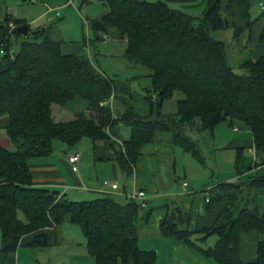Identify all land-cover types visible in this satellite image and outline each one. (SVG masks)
<instances>
[{
	"label": "trees",
	"instance_id": "trees-1",
	"mask_svg": "<svg viewBox=\"0 0 264 264\" xmlns=\"http://www.w3.org/2000/svg\"><path fill=\"white\" fill-rule=\"evenodd\" d=\"M98 1L108 10L89 21L96 40L103 39V34L124 40L126 60L150 71L152 85L146 93L150 114L129 110L115 116L108 100L116 78L98 69L90 56L63 53V42L52 37L49 28L23 36L16 28L10 32V16L0 21V45L5 44L7 51L12 34L23 38L13 56L6 53V67L0 71V116H9L6 131L15 146L11 151L0 144V251L14 252L21 243L49 246L47 230L69 222L81 227L95 264H157V251L139 245L144 208L139 200L127 196L121 202L111 195L70 199L35 186L31 163L50 155L56 139L73 146L89 137L94 144H109L112 157L132 176L144 147L159 134H170L169 142L203 161L199 144L187 129L202 133L228 122L249 127L256 154L262 156L254 166L264 164V54L243 59L239 72L230 62L228 43L212 35L231 29L240 41L257 18L252 15V0H206L200 16L165 0ZM178 90L185 97L178 99L176 112L164 113L165 101ZM75 97L88 101L87 111L67 118L54 114ZM121 126L129 127L130 135L118 147L110 142L111 130ZM238 152L237 162L241 149ZM260 189H264V175L252 177L247 186L221 181L204 190L206 213L221 199L226 202L211 225L196 231L189 227L192 200L185 203L179 196L171 205L165 204L167 213L158 232L219 264H264V240L258 241L254 259L244 262L240 252L243 234L264 232ZM196 233L201 235L195 238ZM211 235L217 236L213 245L198 242Z\"/></svg>",
	"mask_w": 264,
	"mask_h": 264
},
{
	"label": "rangeland",
	"instance_id": "rangeland-1",
	"mask_svg": "<svg viewBox=\"0 0 264 264\" xmlns=\"http://www.w3.org/2000/svg\"><path fill=\"white\" fill-rule=\"evenodd\" d=\"M107 10L108 7L98 0H0V21H4L7 16H10L13 19L10 23H14L16 20H22L24 24L29 26L30 31H35L38 28H49L50 35L58 40L64 41L63 44L65 47H79L78 49L80 50H78L79 52L77 53H85L90 56L98 69L107 72L110 76L118 80L122 79L128 81L131 83L133 89L144 92L146 95L147 89L140 88L139 79H150L152 85V79L149 76L150 71L139 65L131 64L126 60L124 57L126 42L122 39L108 37L104 34L103 39L96 40V33L90 26L89 21L101 17ZM251 11L253 18L260 19L261 17V19H263L262 22H264V16L258 5L253 6ZM194 14L201 15L196 12ZM261 19L259 22H261ZM263 31L264 29L262 32ZM112 32H115V30L112 29ZM212 35L228 43L230 62L237 71L242 72L243 70L238 68V64L243 59L252 55L251 31L242 36L240 41L234 38L233 30L231 29L213 31ZM22 39V37L19 36L18 38L16 35L12 34L11 49L15 51L19 50ZM259 42H262L260 37L258 43ZM245 44L247 47H243ZM5 55L6 53H2L0 50V58L3 59ZM184 97L185 94L182 91H175L173 97L165 101L163 112H176L178 99ZM133 101L136 102V107L138 109L143 106L139 103V100L134 99ZM129 102L133 103L131 99ZM116 103L118 104L120 102L116 100ZM236 126L239 127L240 124L237 123ZM125 128L127 130L125 136L129 137L130 128L127 126H125ZM244 128L246 129L247 127ZM186 133L194 141L198 142L203 161L197 159L193 154L185 151L181 146L174 143V152L165 153L156 149L155 144L160 141H168L167 138H169L170 135L159 134L153 143L144 147V157L136 164L137 168L135 167L139 172V181L152 185L151 188L144 186L148 195V204L143 208L141 213L142 217L139 221L141 225L140 239L141 243H146V245L147 241L151 240L153 244L150 243L152 246L147 249H154L157 251L158 264H196L197 262L200 263L201 259L206 257L200 255L196 250L185 243H183L181 247L179 246L175 249L173 238L162 236L159 234L158 229L154 230L150 228L149 225L142 226L143 214L150 211L152 212L153 209L159 207L153 205L152 200H165L164 204L171 205L175 200L180 198L179 196H182V201L185 199V203L192 200L190 208L195 204L194 207L198 208L199 214L205 215L204 190L210 185L222 181L223 178H221V174L232 171L236 169L237 166L239 167L243 157L241 154L239 158L240 161L237 162L239 148L228 149V144L236 134L234 127L228 122L220 123L215 126L213 130H205L202 133L188 128ZM121 134H124L123 131H121ZM91 142V138L84 137L75 145L70 146L56 139L54 140V151L55 153L62 151V149L71 151L73 148H77V146H79L77 150H91ZM250 155L251 153L248 151V147H246L244 157H249ZM118 165L120 167L119 163ZM120 171L121 175H119L118 183H120L121 187H127L130 192L134 191L136 188H141L140 184H136L135 182L136 171L132 176H128L121 167ZM185 182L190 185L186 189L183 187ZM182 193H191L192 196L184 195L183 197ZM116 198L121 202L126 201L125 197ZM91 199L94 198L82 197L75 200ZM164 204L162 205L165 206ZM68 224H71V226H74V228L78 230L72 234L73 236H80L83 241L86 240L79 225H73L69 222ZM200 235V233H196L194 237L196 238ZM261 238H264V234L261 235ZM216 239V235H211L205 241L199 240L198 242L206 247L213 245ZM1 245L2 234L0 231V247ZM65 246L66 244L57 247H38L36 250H39V252H41L40 254L43 255V257H40L41 263H50L51 256L58 257L56 263L61 259H67L69 254L67 253L68 248H65ZM47 255H49L48 258H46ZM243 259H247L246 256H244ZM203 260L208 261L209 259ZM209 261L214 263L211 260Z\"/></svg>",
	"mask_w": 264,
	"mask_h": 264
},
{
	"label": "crops",
	"instance_id": "crops-1",
	"mask_svg": "<svg viewBox=\"0 0 264 264\" xmlns=\"http://www.w3.org/2000/svg\"><path fill=\"white\" fill-rule=\"evenodd\" d=\"M171 6H175V8L183 9L189 13L194 14L199 13L202 14L205 8L206 0H165ZM261 2L264 0H252V7L258 5L260 7L261 13L264 10L261 9ZM172 6V7H173ZM105 9V6H104ZM106 10V9H105ZM106 12V11H105ZM264 16V15H263ZM261 19V17H260ZM257 19L251 29V42H252V57L256 59L260 55L264 54V38L262 42H259L260 34L264 29V22L261 19ZM2 32L0 31V37ZM15 35V34H14ZM107 35V34H104ZM24 36V35H23ZM108 37H112L107 35ZM104 38V37H103ZM64 42V41H62ZM79 47L69 46L65 47L62 44V52L65 54L77 53L79 52ZM92 59V58H91ZM6 67V60L0 58V71ZM102 71V70H101ZM105 74L109 75L107 72L103 71ZM110 76V75H109ZM139 85L141 89H148L151 87L150 79H139ZM130 99L133 103H130ZM139 100V103L142 104V107L139 109L136 107V102L133 100ZM116 100L120 103H116ZM108 102L113 107L114 115L117 116L120 113H124L129 110H133L136 113L141 115H149L150 114V104L146 99V95L144 92L135 90L132 88L131 83L126 80L117 79L114 91L110 96ZM88 101L82 97H75L73 99H69L65 102L62 109H55L54 114H57L60 118H67L71 115H74L79 112L87 111L88 109ZM60 113V114H59ZM9 124V116L3 115L0 116V144L5 148L13 151L15 146L7 134L6 126ZM240 126H234L235 136L228 144V149L230 148H239L241 149V154L243 155L239 167L232 171L225 172L221 174L222 181L233 182L235 184H243L247 186L252 177L258 175H264V164L254 166L255 162L260 164L262 160V156H258L254 147V139L251 130L248 126L243 123H239ZM120 126V125H119ZM244 127H247L246 129ZM123 131L124 134H121ZM126 128L121 126L118 129L111 130V143H115L118 147L122 145V140L126 137L127 134ZM156 149L161 150L162 152H174V144L169 141H160L155 144ZM248 147V151L251 153L249 157H244L245 148ZM77 148H73L71 151H67L66 149H62V151L55 153L53 152L45 158L37 159L32 161L31 170L33 174V184L37 187H44L50 190H56L60 193V195H67L70 199H78V198H95L111 195L114 197H127V193L130 192L127 187H121L120 183H118L119 175H121L120 167L118 162L112 157L113 153L110 149L109 144L98 143L94 144L91 142V150H77ZM80 153L81 158L78 161V170L74 171L72 168V163L69 160L71 154ZM143 154L139 157L138 161L142 159ZM264 158V156H263ZM137 161V163H138ZM137 168V166H136ZM135 168L136 171V184H140L141 188L144 189V186H148L151 188L150 183H144L143 181H139V172ZM105 182H109V184H117L118 188L113 189L111 186L106 185ZM221 182V181H220ZM218 182V183H220ZM218 183H214L210 185L207 189L217 185ZM190 186V185H189ZM137 189V188H136ZM184 195V193H182ZM181 195V194H180ZM96 197V198H97ZM258 200L260 204L264 207V189H260L258 191ZM226 199H221L218 201L210 211H208L205 215L199 214V210L197 207H194L195 204L191 208V219H190V230L196 231L201 229L204 226L211 225L219 213L222 211L225 205ZM165 203V200H152V204L155 206H159L157 209H153L150 216L146 217V213L142 218V226L149 225L152 229H158L162 219L165 217L167 213V207L162 204ZM165 205V204H164ZM74 225V224H73ZM74 226L65 222L58 229L57 228H49L47 231L49 233V242L51 245L46 247H57L66 244L65 248H68V258L61 259L56 263L58 257L51 256V261L48 264H95L94 257L87 251L86 240L80 237H75L72 234L75 231H78ZM66 233V235H65ZM79 233V232H77ZM157 233V232H156ZM264 232L251 231L243 234L240 242V252L241 258L244 262L250 261L255 258L257 252V245L259 240H264L261 238ZM79 235V234H78ZM84 235V234H83ZM152 235V234H151ZM166 237V236H165ZM141 236L139 235V245L143 249H147L150 246L151 240L146 243H141ZM174 248L177 249L179 246L181 247L183 243L177 240L174 237ZM29 239V237H25V240ZM64 243V244H63ZM153 244V243H151ZM38 247H31L25 245L23 243L19 244L17 249L14 252L4 253L0 251V264H43L40 261V257H43L39 250H36ZM43 248V247H42ZM64 248V249H65ZM53 254V253H52ZM196 255V254H195ZM201 255V254H200ZM246 256L247 259H243ZM49 255L46 256L48 258ZM198 257V256H197ZM202 258V257H199ZM209 259V258H203ZM201 259L200 263L196 264H215ZM176 260V259H175ZM198 261V260H197ZM158 264V262H157ZM217 264V263H216ZM219 264V263H218Z\"/></svg>",
	"mask_w": 264,
	"mask_h": 264
},
{
	"label": "built area",
	"instance_id": "built-area-1",
	"mask_svg": "<svg viewBox=\"0 0 264 264\" xmlns=\"http://www.w3.org/2000/svg\"><path fill=\"white\" fill-rule=\"evenodd\" d=\"M34 1H37V0H34ZM38 1H41V0H38ZM261 9L264 10V2H261ZM15 28H16V25L14 23H10V32H12ZM0 50H1L2 53L9 52L12 56L15 53V50H13V49H10L9 51H7L6 48H5V44H1L0 45ZM80 158H81V154L80 153L71 154L70 157H69V160L72 163V168H73L74 171L78 170V161L80 160ZM105 184L111 186L113 189H117L118 188L117 184H109V182H105ZM183 187H184V189H186V188L189 187V184L185 182L183 184ZM127 196H130L133 199L139 200L143 207H146L147 204H148V195H147V192L144 189H135L132 192H128Z\"/></svg>",
	"mask_w": 264,
	"mask_h": 264
},
{
	"label": "water",
	"instance_id": "water-1",
	"mask_svg": "<svg viewBox=\"0 0 264 264\" xmlns=\"http://www.w3.org/2000/svg\"><path fill=\"white\" fill-rule=\"evenodd\" d=\"M16 31L20 34H23L24 36H27L30 32V28L28 25H20L16 27Z\"/></svg>",
	"mask_w": 264,
	"mask_h": 264
}]
</instances>
